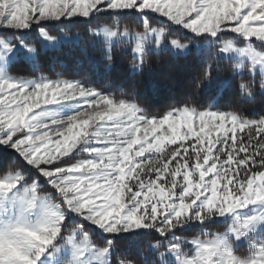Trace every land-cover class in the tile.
Instances as JSON below:
<instances>
[{"label":"snow or ice","instance_id":"6c2138e0","mask_svg":"<svg viewBox=\"0 0 264 264\" xmlns=\"http://www.w3.org/2000/svg\"><path fill=\"white\" fill-rule=\"evenodd\" d=\"M125 41L193 92L153 114L81 71ZM0 153V264H264V0H0Z\"/></svg>","mask_w":264,"mask_h":264},{"label":"trees","instance_id":"16d2710c","mask_svg":"<svg viewBox=\"0 0 264 264\" xmlns=\"http://www.w3.org/2000/svg\"><path fill=\"white\" fill-rule=\"evenodd\" d=\"M96 23V21H93ZM125 23H128L133 31L137 29V25L130 21L125 20L121 22V27ZM90 27L89 25L79 24L72 29V31L79 32L82 36L86 35L85 29ZM35 34H33L34 36ZM134 46L133 43L125 41L123 45L117 46L113 50V60L114 67L110 72L105 71L106 61H102L96 70L88 67L87 61H85L84 68L81 69L82 72H88L91 79L100 86L111 85L110 88L106 90L115 91L119 95V90L124 89L127 93H136L139 98V102L143 106L150 108L151 112L155 114L161 111L165 106L170 103H175L184 100L191 92H193V79L195 75L200 70L199 62L190 57L188 61L175 60L169 54L164 53L163 55H153L151 60L153 61V68L149 70L145 66V70L140 74H134L131 69V63L133 60L131 48ZM127 49V51H125ZM65 51H68L65 48ZM75 55H79L76 53ZM99 56V53H96ZM218 64L214 63V68L218 67L219 78L221 80L230 77L232 66L237 63L234 60H228L226 58H217ZM68 70H72L75 67V61L72 58L67 59ZM61 69L57 67V71ZM14 72L18 74L31 75L30 68L28 64L22 59L15 66ZM43 73L45 75H52L50 68L48 67L47 61H45ZM215 74V72H214ZM239 79V77L237 78ZM234 85L232 89L223 91L220 96L217 97V107L220 106L221 102H231L234 99L233 96ZM213 95V90L203 89L199 93V102L205 107L211 103V97ZM259 108L257 105H242L241 112L244 115L248 113L253 108ZM2 154V153H0ZM211 230H222L213 227ZM198 229L193 230L190 233H185L184 235L189 238L192 235L198 233Z\"/></svg>","mask_w":264,"mask_h":264},{"label":"rangeland","instance_id":"374dc122","mask_svg":"<svg viewBox=\"0 0 264 264\" xmlns=\"http://www.w3.org/2000/svg\"><path fill=\"white\" fill-rule=\"evenodd\" d=\"M233 60L239 62V58L238 57L234 58Z\"/></svg>","mask_w":264,"mask_h":264}]
</instances>
